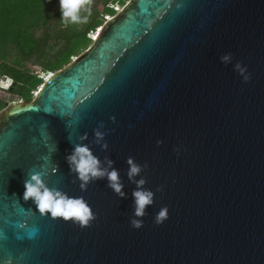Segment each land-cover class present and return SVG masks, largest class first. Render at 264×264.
Masks as SVG:
<instances>
[{"label":"water","instance_id":"water-1","mask_svg":"<svg viewBox=\"0 0 264 264\" xmlns=\"http://www.w3.org/2000/svg\"><path fill=\"white\" fill-rule=\"evenodd\" d=\"M81 142L113 161L123 197L107 178L81 190L65 159ZM129 157L148 165L132 180ZM38 171L85 199L90 226L23 199ZM141 179L153 203L136 229ZM0 264H264V0H128L30 101L5 107Z\"/></svg>","mask_w":264,"mask_h":264},{"label":"trees","instance_id":"trees-1","mask_svg":"<svg viewBox=\"0 0 264 264\" xmlns=\"http://www.w3.org/2000/svg\"><path fill=\"white\" fill-rule=\"evenodd\" d=\"M123 1L92 0L86 24L64 27L59 0H0V78L10 77L14 84L5 93L0 90V112L11 96L30 101L45 75L87 49L89 33L114 14L109 6Z\"/></svg>","mask_w":264,"mask_h":264},{"label":"clouds","instance_id":"clouds-1","mask_svg":"<svg viewBox=\"0 0 264 264\" xmlns=\"http://www.w3.org/2000/svg\"><path fill=\"white\" fill-rule=\"evenodd\" d=\"M92 0H59V8L61 12V21L64 27L72 25H81L88 22L91 16ZM231 53L225 54L220 57L221 62L227 64L231 60ZM235 70L243 76L244 81L247 82L250 79V74H247L246 67L242 66L239 62L235 65ZM40 75H43L41 73ZM13 83L12 79L6 78V82L0 81V87L7 89ZM115 122V117H111ZM104 127L103 122L99 125V128L95 129V143L100 144L104 140L105 133L100 131ZM80 141L86 139L85 136H81ZM163 141H157V145L162 144ZM104 148H107V143L103 144ZM70 171L74 173L77 179L80 181L81 190H86L89 183L107 178L108 187H110L116 194L123 197L125 193L122 191L123 185L120 182L119 173L115 168H112L113 161L104 158V163L108 165L107 168L103 167L100 159L93 155L89 146L86 144L76 143L74 144L73 151L65 157ZM129 165L128 177L132 180L138 175L142 169L148 167L147 163L143 166L134 162V158L129 157L127 160ZM45 173L34 172L24 181L25 192L23 199L28 201L29 199L36 205V209L42 216L50 213L51 218H62L64 221H72L79 224L81 228L90 226L91 222L96 219L95 213L91 207L85 201L83 197H70L65 192L59 190L56 187H49L44 180ZM145 180L141 179L138 182V188L133 192L135 198V212L134 218L130 220L132 227L139 229L143 226V220L140 219L146 215V206L153 203V193L146 191L142 187L145 184ZM162 188H158L157 191H162ZM168 218V208L162 207L155 216V223L161 224Z\"/></svg>","mask_w":264,"mask_h":264},{"label":"rangeland","instance_id":"rangeland-1","mask_svg":"<svg viewBox=\"0 0 264 264\" xmlns=\"http://www.w3.org/2000/svg\"><path fill=\"white\" fill-rule=\"evenodd\" d=\"M128 0H125V1H123V3L122 4H120V3H114L113 5H111V6H109V7H111L112 9H113V11H114V14L117 12V11H119L121 8H122V6L127 2ZM108 18H110V17H105V19H108ZM105 22V20L103 21V23ZM97 31V29H95V31L94 32H92V33H89V35H88V37H93L94 35H95V32ZM93 35V36H92ZM32 70V69H31ZM45 76H48V74L47 75H45ZM34 94L35 93H32V97L34 96ZM10 99L12 100L11 102H9V104H8V106L9 105H12V104H15V103H17V102H22L21 100H16V98L15 97H10ZM16 100V101H15Z\"/></svg>","mask_w":264,"mask_h":264},{"label":"built area","instance_id":"built-area-1","mask_svg":"<svg viewBox=\"0 0 264 264\" xmlns=\"http://www.w3.org/2000/svg\"><path fill=\"white\" fill-rule=\"evenodd\" d=\"M106 20V19H105ZM91 39H92V37H91ZM6 78H8V77H2V78H0V81H4V82H6ZM47 78V76H45L44 78H43V80H45ZM12 85V84H11ZM11 87V86H10ZM10 87H8L7 89H5V88H3V87H0V90L2 91V92H7L9 89H10Z\"/></svg>","mask_w":264,"mask_h":264},{"label":"bare ground","instance_id":"bare-ground-1","mask_svg":"<svg viewBox=\"0 0 264 264\" xmlns=\"http://www.w3.org/2000/svg\"><path fill=\"white\" fill-rule=\"evenodd\" d=\"M106 20H107V19H106ZM92 38H94V36H93Z\"/></svg>","mask_w":264,"mask_h":264}]
</instances>
